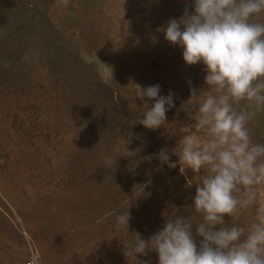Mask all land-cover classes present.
Returning a JSON list of instances; mask_svg holds the SVG:
<instances>
[{"label": "rangeland", "instance_id": "obj_1", "mask_svg": "<svg viewBox=\"0 0 264 264\" xmlns=\"http://www.w3.org/2000/svg\"><path fill=\"white\" fill-rule=\"evenodd\" d=\"M186 5L193 10L191 0H0V264L32 252L40 264H135V233L148 239L176 213L200 219L194 174L172 150L195 132L183 107L203 100L205 66L187 65L158 31ZM157 84L175 107L152 130L138 121L154 101L136 97V85ZM190 86L201 94L191 98ZM248 127L264 143V111ZM128 208L129 228L118 229ZM137 260L158 264V254Z\"/></svg>", "mask_w": 264, "mask_h": 264}, {"label": "clouds", "instance_id": "obj_2", "mask_svg": "<svg viewBox=\"0 0 264 264\" xmlns=\"http://www.w3.org/2000/svg\"><path fill=\"white\" fill-rule=\"evenodd\" d=\"M191 5L193 10L186 5L183 16L158 31L183 48L187 65L205 66L203 100H189L183 107L195 132L172 150L194 174L190 207L200 219L192 223L191 215L176 213L148 239L134 232L129 254L135 264H151L137 260L150 251L158 254V264H264V203L258 202L264 188V143L254 142L248 127L264 111V0H191ZM136 91L141 100L154 101L151 107L145 103L138 123L152 130L165 125L166 113L175 107L174 93L160 95L158 84L136 85ZM190 92L191 98L201 94L191 86ZM159 158L168 163V149L162 148ZM129 208L116 217L118 229L128 230ZM253 208L250 222L237 221ZM29 264H38L37 258Z\"/></svg>", "mask_w": 264, "mask_h": 264}, {"label": "built area", "instance_id": "obj_3", "mask_svg": "<svg viewBox=\"0 0 264 264\" xmlns=\"http://www.w3.org/2000/svg\"><path fill=\"white\" fill-rule=\"evenodd\" d=\"M33 257L37 258L38 264H40V262H39V258H38V256L36 255V253H34V252H32V253L30 254L29 258H28L26 261H24V262H22V263H19V264H29L30 260H31Z\"/></svg>", "mask_w": 264, "mask_h": 264}]
</instances>
